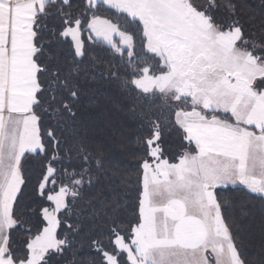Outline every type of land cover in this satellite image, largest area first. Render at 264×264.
Listing matches in <instances>:
<instances>
[{"label": "snow or ice", "instance_id": "6c2138e0", "mask_svg": "<svg viewBox=\"0 0 264 264\" xmlns=\"http://www.w3.org/2000/svg\"><path fill=\"white\" fill-rule=\"evenodd\" d=\"M243 8L242 0H0V264H264L245 256L221 195L242 186L264 200V37L248 32ZM85 32L120 57L122 75L94 57L85 64ZM46 36L68 46L70 62ZM82 74L119 79L128 111L148 117L127 223L119 201L104 205L103 223L77 208L107 175L94 156L100 146L84 142L76 121ZM150 97L177 105L175 124L195 151L165 155L162 121L141 111ZM85 245L94 255L78 256Z\"/></svg>", "mask_w": 264, "mask_h": 264}, {"label": "trees", "instance_id": "16d2710c", "mask_svg": "<svg viewBox=\"0 0 264 264\" xmlns=\"http://www.w3.org/2000/svg\"><path fill=\"white\" fill-rule=\"evenodd\" d=\"M242 3L244 5L242 18L248 32L257 39L264 37V0H242ZM100 14L110 13L101 7ZM45 23L49 28H54L58 19L52 15ZM45 39H52L49 50L54 55H58L61 60L67 58L68 62L71 61L66 44L58 45L54 38L48 36ZM84 39L86 48L89 49L85 64L94 57L101 68L111 66L117 71L118 76L123 74L120 57L114 55L106 44L89 41L86 34ZM137 44L139 47V36ZM93 71L95 69L89 65V72ZM80 79L84 84L85 94L81 97L76 117L77 125L85 143L100 146V151L94 153V156L102 161L101 172L107 175H100L92 187L85 189L84 199L77 202V208L83 209L86 215L95 210L100 213L98 222L103 223L104 216L110 214V209H106L104 205L119 201L122 205L121 214L125 218L123 222L127 223L136 211L135 189L139 186L142 158L146 157L143 146L137 141L142 139V135H146L144 121L148 117L142 118L139 112L133 115L128 111L129 98L119 79L101 75L85 78L83 74ZM141 102L145 106L141 111L150 109L151 118H159L162 121L164 131L161 143L165 155L170 160L182 151L192 149L183 139L182 130L175 124L173 104H164L162 97H150ZM75 144L76 142L70 139L68 146L73 147L75 151ZM31 166L30 163L29 167ZM31 187L30 184L25 190L26 195L30 193ZM229 189L221 192L222 197L230 205L227 209L229 222H234V232L237 233V240L241 242L245 256L253 262H258L264 257V200L248 193L242 186H229ZM88 201H91V205ZM33 224L26 227H32ZM22 235L17 232L18 237ZM92 255L94 253L86 245L78 253L79 257ZM68 259H71V256Z\"/></svg>", "mask_w": 264, "mask_h": 264}, {"label": "rangeland", "instance_id": "374dc122", "mask_svg": "<svg viewBox=\"0 0 264 264\" xmlns=\"http://www.w3.org/2000/svg\"><path fill=\"white\" fill-rule=\"evenodd\" d=\"M84 34H86L87 35V37L89 36V33H87V32H85ZM174 105V109L177 107V105H175V104H173ZM186 110H190V109H186ZM208 115H209V117L211 116V115H213V114H215V115H219V116H221V118L222 119H229L230 118V116H225L224 114H222V113H212V112H208L207 113ZM174 121H175V119H174ZM182 130V129H181ZM182 132H183V130H182ZM187 143H189L190 145H191V147H192V149L191 150H186V151H195V144H194V142H189V141H187V140H185ZM231 186V185H230Z\"/></svg>", "mask_w": 264, "mask_h": 264}]
</instances>
